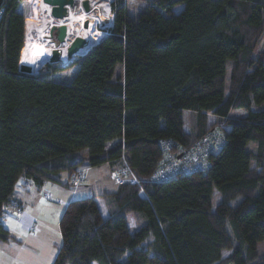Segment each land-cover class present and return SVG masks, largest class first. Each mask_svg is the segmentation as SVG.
Masks as SVG:
<instances>
[{"label":"trees","instance_id":"16d2710c","mask_svg":"<svg viewBox=\"0 0 264 264\" xmlns=\"http://www.w3.org/2000/svg\"><path fill=\"white\" fill-rule=\"evenodd\" d=\"M40 10L1 9L0 241L13 239L2 217L21 179L68 187L62 173L72 183L85 165H127L148 182L71 201L53 264H264V0H151L138 16L114 0L110 28L77 62L23 73L26 22ZM74 66L70 83L56 81ZM213 132L224 144L205 170L149 182L162 141L179 157Z\"/></svg>","mask_w":264,"mask_h":264},{"label":"rangeland","instance_id":"374dc122","mask_svg":"<svg viewBox=\"0 0 264 264\" xmlns=\"http://www.w3.org/2000/svg\"><path fill=\"white\" fill-rule=\"evenodd\" d=\"M82 0H75V5L73 7V10L76 11V9L79 6V3ZM114 0H91V4L93 6H96L97 4H101L102 6V13L105 17V24L104 26L95 25V31L93 32L97 33L95 34V37L103 32L107 33V30L110 28H107L108 23L111 20V4ZM151 0H125L126 7L129 8V14L133 16H138L140 13H142L147 5V2ZM110 2V5L108 7V3ZM39 18L38 17L36 20ZM27 32V30H26ZM28 34L25 33V40L27 38ZM93 36V35H92ZM97 39V38H96ZM94 40V39H93ZM98 41V39H97ZM93 46V45H91ZM264 51V37L257 49V52ZM84 56V55H83ZM81 56H74L70 64H74L77 62ZM65 59V58H63ZM48 63V62H47ZM47 63H43L47 64ZM67 63V62H66ZM61 66L62 63H61ZM42 67V66H41ZM40 67V68H41ZM40 70V69H39ZM38 70V71H39ZM78 70V66L70 67L59 73L55 76L56 81L61 83H70L71 79L75 75V73ZM230 70H231V64H228V70H227V81L230 77ZM36 72V74L38 73ZM232 117L235 118H241L245 115L244 111H232L230 114ZM216 121L214 117H211V123L213 124ZM185 127L186 130H190V118L188 115L185 116ZM256 143H251L250 149H255ZM84 155V154H83ZM86 165L83 166V169H85ZM87 170V169H85ZM91 171H86L85 180H88L84 187H80L76 189V196L74 199H82V198H88L93 197L96 195H99L100 193H103L104 191H109L112 189L113 183L110 181L109 177L112 172V167L110 165H102L99 167L90 168ZM83 172V171H82ZM85 174V172H83ZM67 173L61 174L62 181L66 180ZM94 177L98 178L100 183L95 182L94 183ZM84 182V181H83ZM51 184V183H49ZM82 184V183H81ZM79 184V185H81ZM64 188V189H63ZM17 190L23 191L21 183L17 185ZM62 191L65 192H59L58 194H62L63 196H68L69 194H72L73 191H75L73 188H65L62 187ZM24 192V191H23ZM31 194H41V198H36L31 200L29 202V207L27 208L29 210V213L36 217L37 222V229L31 233L34 237L30 238V242L28 240H25L22 236L20 238L25 242L26 248H27V255L26 259L27 261H30L29 258H32L34 260V264H53L54 260L56 258V255L58 253L59 247L62 245V236L60 231V219L63 214V208L60 207V203L57 200L53 194H56L52 191H49V189H42L37 190L34 187L30 190ZM220 200V197L217 193L214 194V206L218 204ZM102 208L105 210V206L103 203V200L101 199ZM129 226L132 230L136 228V221L135 218L131 215L128 217ZM19 237V236H18ZM262 250H264V245L262 246ZM29 251V252H28ZM31 254V256L29 255ZM230 255V252H223V258H227Z\"/></svg>","mask_w":264,"mask_h":264},{"label":"bare ground","instance_id":"6f19581e","mask_svg":"<svg viewBox=\"0 0 264 264\" xmlns=\"http://www.w3.org/2000/svg\"><path fill=\"white\" fill-rule=\"evenodd\" d=\"M84 1H89L92 7L91 0H82L76 11L69 8V14L64 19L56 16L55 9L41 1L39 20L30 19L26 22L28 36L20 56V70L22 72L36 74L44 62H49L53 58V53L56 50L63 53L62 65L64 66L70 64L74 56H83L89 51L95 25L104 26L105 17L102 13L101 4L93 6L92 11L86 13L82 6ZM86 21L90 22L88 29L84 27ZM61 25L67 28V37L65 43L58 45L55 38H51L50 32L54 26ZM72 43H77L82 48L68 60L67 50Z\"/></svg>","mask_w":264,"mask_h":264},{"label":"crops","instance_id":"0c3cea01","mask_svg":"<svg viewBox=\"0 0 264 264\" xmlns=\"http://www.w3.org/2000/svg\"><path fill=\"white\" fill-rule=\"evenodd\" d=\"M127 9L129 12L128 7H127ZM186 115L189 116L190 115L189 112H186L185 116ZM185 130H186V127H185ZM189 131L190 130H188L187 132H189ZM85 169H87L88 171H91V170H89L90 167L86 166ZM85 169H83V167L81 168V170H83V172H85V174H86L87 170H85ZM109 179L113 183L114 186H112L111 190L104 191L103 193L114 192L119 187V185L116 184V182H114L111 179V177H109ZM66 180L67 181L65 182V181H62V179H61V181L63 183L68 185V187H65V188H67V189L73 188L75 190V191H73L72 194H69L68 196H63L62 194H58L59 192H65V191L61 190L62 187H64L61 184L47 182L42 187H37L30 180L21 179L19 181V183H21V185H22V189L24 192L15 189L14 201L10 206L7 207L5 213L3 214V217H2L3 225L6 228V230L11 234L13 239H11L9 241H0V264H34L35 263L34 260H32V258H29L30 261H27L28 259H26L27 248H26V244H25L26 241L25 240H28L30 242V238L34 237V235L33 234L31 235V233H33L37 229L38 225L36 222V217L31 215L27 208L29 207V202L35 198L37 201V198H41V194H31L30 190L32 187H34L37 190H42V189L46 188V189H49V191L56 193L53 195L56 198H58L57 200H59L58 202L60 203V207H62L63 210L65 211L67 205L71 201L76 199V198L74 199V197L77 194L76 189L80 188V187H84L87 184L86 182L88 181V180H85V182L82 183L81 185H73L72 183H70V175H68V174L66 176ZM98 180H99L98 178L94 177V183L95 182L100 183V181H98ZM49 183H51V184H49ZM16 188H17V186H16ZM103 193H100L99 195H101ZM99 195H96V196H99ZM97 201L99 202V204L102 207L101 198H98ZM64 211H63V213H64ZM20 236H22L23 238H25L27 236V238L23 241L20 238ZM29 255L31 256L30 253H29Z\"/></svg>","mask_w":264,"mask_h":264},{"label":"built area","instance_id":"2783aa9c","mask_svg":"<svg viewBox=\"0 0 264 264\" xmlns=\"http://www.w3.org/2000/svg\"><path fill=\"white\" fill-rule=\"evenodd\" d=\"M161 144L165 147L167 155L161 162L154 176L149 180L150 183L168 181L181 175H190L197 170H205L208 167V156L220 150L224 141L217 133H210L191 150L179 157L169 154L171 142L162 141ZM111 179L118 185L131 184L138 186L141 190L143 185L148 182L136 177L127 165L112 173ZM83 181L85 182V174L83 172H78L71 177V182L74 185H79L83 183Z\"/></svg>","mask_w":264,"mask_h":264},{"label":"water","instance_id":"95a60500","mask_svg":"<svg viewBox=\"0 0 264 264\" xmlns=\"http://www.w3.org/2000/svg\"><path fill=\"white\" fill-rule=\"evenodd\" d=\"M45 5L50 6L55 9V15L58 16L61 19H64L68 16L69 14V8H73L75 5V0H41ZM4 4V0H0V10L2 9ZM83 9L86 13H90L92 11L91 5L89 1H84L83 4ZM90 22L86 21L84 23V27L86 29L89 28ZM51 38H55L56 42L58 45H61L65 43L66 37H67V28L63 25L61 26H54L51 29L50 32ZM81 46L77 43H72L70 47L67 50V59H71L73 55L79 52L81 50ZM53 58L48 62L49 64L52 65H59L62 63V56L63 53L59 50H56L53 53ZM70 64L66 66H62L63 68L68 67ZM22 72V71H21ZM24 73V72H23Z\"/></svg>","mask_w":264,"mask_h":264}]
</instances>
